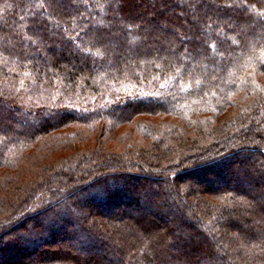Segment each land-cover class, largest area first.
Returning a JSON list of instances; mask_svg holds the SVG:
<instances>
[{"label":"trees","instance_id":"16d2710c","mask_svg":"<svg viewBox=\"0 0 264 264\" xmlns=\"http://www.w3.org/2000/svg\"><path fill=\"white\" fill-rule=\"evenodd\" d=\"M0 264H264V0H0Z\"/></svg>","mask_w":264,"mask_h":264},{"label":"rangeland","instance_id":"374dc122","mask_svg":"<svg viewBox=\"0 0 264 264\" xmlns=\"http://www.w3.org/2000/svg\"><path fill=\"white\" fill-rule=\"evenodd\" d=\"M56 101V100H54ZM79 106V105H78ZM140 121H148V122H154L157 123V125H160L162 121H166L168 120V118L163 117L162 115L160 116H140L139 117ZM131 126H123L120 127L118 129L115 130V132L109 133V132H105V134L100 133L99 131L97 132H88V134L83 135L79 137H75L72 138V141L69 142L66 145H63L64 147H61L60 149H55L52 150L51 152H48V158L45 162H43V165H41V163H37L35 162V165H30L29 162L27 163V165H21V170L22 172V176L27 179H34L35 177H37V173L40 172V168H42L43 166H48V165H52V163H60L62 161V157H71L72 155L74 157L77 156H81L82 154L85 153H89L91 151V148L93 146H95L93 143L95 140H97V138L102 137L101 138V143L103 145H106L108 148H113L116 149L114 151H118L121 152V150L125 149L126 147V139H129V135H124L125 131L129 132ZM87 133V132H86ZM124 133V134H123ZM95 135V136H94ZM101 135V136H100ZM104 135V136H102ZM137 135H133V142L130 143L131 145H133L134 147H131L129 145L128 150L132 149V151L137 150L136 144L138 145H144L141 142L139 143L138 140L135 141ZM37 150V149H36ZM32 150L29 155L31 156H36V154L38 153V150ZM47 150V149H45ZM45 150L43 149L42 153L45 152ZM50 150V149H49ZM39 156V154H38Z\"/></svg>","mask_w":264,"mask_h":264}]
</instances>
